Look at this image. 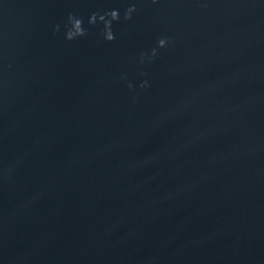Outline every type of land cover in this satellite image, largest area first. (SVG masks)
<instances>
[{"label":"water","instance_id":"obj_1","mask_svg":"<svg viewBox=\"0 0 264 264\" xmlns=\"http://www.w3.org/2000/svg\"><path fill=\"white\" fill-rule=\"evenodd\" d=\"M0 264H264V0H0Z\"/></svg>","mask_w":264,"mask_h":264},{"label":"clouds","instance_id":"obj_2","mask_svg":"<svg viewBox=\"0 0 264 264\" xmlns=\"http://www.w3.org/2000/svg\"><path fill=\"white\" fill-rule=\"evenodd\" d=\"M135 11V5L131 6L125 13V18L126 19H130L131 18V13ZM109 15L112 17V19L114 20H118L119 19V11L118 10H113L109 13ZM105 17L104 16H101L100 17V20H104ZM96 22V16L93 15L90 19V23H95ZM82 20L81 19H78V18H75V17H72L71 18V27L69 28V30L67 31L66 33V38L71 40V39H74L76 38L77 36H80V35H84L85 34V29L83 28L82 26ZM106 39L108 40H114L115 39V35L114 33L111 31V22L109 21L108 22V25H107V31H106ZM169 44V39L167 37H162L158 40L157 42V47L156 48H153L151 50V56L149 57L148 56V53H142L141 54V62L144 61V59L147 57L149 58L150 60L152 59H155L157 53H158V49L159 48H164V47H167ZM148 82L147 80H145L143 82V84L141 85V87H145L147 86ZM129 87H132L131 84H129Z\"/></svg>","mask_w":264,"mask_h":264}]
</instances>
